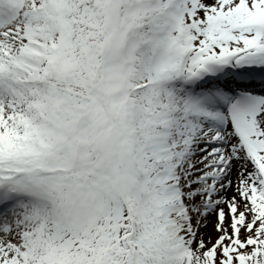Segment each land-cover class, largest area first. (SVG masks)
Returning <instances> with one entry per match:
<instances>
[{"label":"snow or ice","instance_id":"6c2138e0","mask_svg":"<svg viewBox=\"0 0 264 264\" xmlns=\"http://www.w3.org/2000/svg\"><path fill=\"white\" fill-rule=\"evenodd\" d=\"M0 264H264V0H0Z\"/></svg>","mask_w":264,"mask_h":264}]
</instances>
